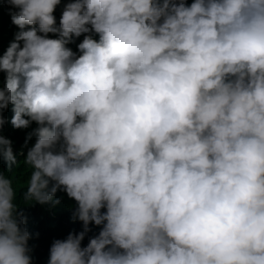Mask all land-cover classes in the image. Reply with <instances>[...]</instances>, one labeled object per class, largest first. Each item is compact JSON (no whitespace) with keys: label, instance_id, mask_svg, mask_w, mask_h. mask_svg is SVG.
Wrapping results in <instances>:
<instances>
[{"label":"clouds","instance_id":"9594fccd","mask_svg":"<svg viewBox=\"0 0 264 264\" xmlns=\"http://www.w3.org/2000/svg\"><path fill=\"white\" fill-rule=\"evenodd\" d=\"M3 3L0 264H32L21 202L58 192L82 230L47 264H264V0ZM8 123L36 125L21 153Z\"/></svg>","mask_w":264,"mask_h":264},{"label":"trees","instance_id":"16d2710c","mask_svg":"<svg viewBox=\"0 0 264 264\" xmlns=\"http://www.w3.org/2000/svg\"><path fill=\"white\" fill-rule=\"evenodd\" d=\"M67 0H61V4L56 8L54 15L59 21L61 11L64 3ZM187 3H191V0H186ZM19 29L11 23L9 16V6L0 0V53L7 49L9 43L13 40L15 33ZM51 38H55L52 34H49ZM92 37L98 40V35L92 33ZM83 35L79 38H74V42L69 44L74 52L78 53L77 45L82 41ZM3 75L0 74V84H2ZM4 116L10 121L12 112L11 106L4 112ZM36 127L33 124L30 128L20 130L13 129L11 124L8 123L4 126L2 134L9 138L13 144V152L21 153L22 146L25 143V138L29 132ZM35 137L28 141V146L34 143ZM27 149L23 148V152L26 153ZM23 155H18L17 160L21 163L16 166L11 175L14 179V186L24 187L27 179L28 170L24 167L22 161ZM0 169L6 170V165L0 160ZM57 199L60 203L51 206L48 204H38L33 202L30 205H25L21 202V210L27 217V230L30 233V240L28 241L29 247L32 249L30 255L32 258V264H47L49 258V248L55 239H65L67 235L77 233L82 230V224L79 221L72 220V210L75 208V202L67 197L63 192L57 193ZM91 231L85 236L82 241V246L86 245L88 239L99 232V227L89 225Z\"/></svg>","mask_w":264,"mask_h":264}]
</instances>
